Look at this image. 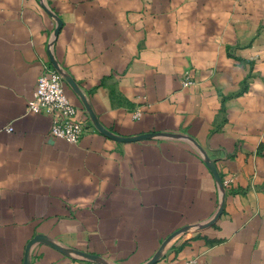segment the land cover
<instances>
[{
  "label": "crops",
  "instance_id": "crops-1",
  "mask_svg": "<svg viewBox=\"0 0 264 264\" xmlns=\"http://www.w3.org/2000/svg\"><path fill=\"white\" fill-rule=\"evenodd\" d=\"M49 55L77 144L27 111ZM34 238L29 264H264V0H0V264Z\"/></svg>",
  "mask_w": 264,
  "mask_h": 264
},
{
  "label": "built area",
  "instance_id": "built-area-1",
  "mask_svg": "<svg viewBox=\"0 0 264 264\" xmlns=\"http://www.w3.org/2000/svg\"><path fill=\"white\" fill-rule=\"evenodd\" d=\"M27 111L50 117L49 134L53 138L77 144L85 133L83 122L76 119V109L63 93L61 75L50 66L46 67L37 78L33 98L27 103ZM139 116L140 113L135 111L134 118ZM186 264H195V262L190 261Z\"/></svg>",
  "mask_w": 264,
  "mask_h": 264
},
{
  "label": "water",
  "instance_id": "water-1",
  "mask_svg": "<svg viewBox=\"0 0 264 264\" xmlns=\"http://www.w3.org/2000/svg\"><path fill=\"white\" fill-rule=\"evenodd\" d=\"M59 23L57 24V28L59 27ZM57 30L54 32V36H56L57 34ZM49 58H50V62H51V65L53 66V68L55 69V71H57L59 73V69L53 59V57L51 55H49ZM96 128L103 134H105L106 136L114 139V140H117V141H121V142H131V141H140V140H143V139H147L149 138V135H142V136H138V137H135V138H119L117 136H114L108 132H106L104 129H102L100 126H98L97 124H95ZM221 185V183H220ZM37 238H34L33 240H31L28 245L26 246V253H25V258H24V263L23 264H29L28 262V252H29V249L31 247V245L36 241Z\"/></svg>",
  "mask_w": 264,
  "mask_h": 264
}]
</instances>
